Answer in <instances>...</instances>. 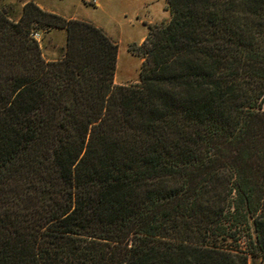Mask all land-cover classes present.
<instances>
[{"label": "trees", "instance_id": "16d2710c", "mask_svg": "<svg viewBox=\"0 0 264 264\" xmlns=\"http://www.w3.org/2000/svg\"><path fill=\"white\" fill-rule=\"evenodd\" d=\"M166 2L131 84L92 22L0 10V264H264V0Z\"/></svg>", "mask_w": 264, "mask_h": 264}, {"label": "rangeland", "instance_id": "374dc122", "mask_svg": "<svg viewBox=\"0 0 264 264\" xmlns=\"http://www.w3.org/2000/svg\"><path fill=\"white\" fill-rule=\"evenodd\" d=\"M27 1L39 3L43 6L37 4L41 9L65 18L86 20L102 28L117 44L119 77L136 79L135 82L139 81L144 54L140 45L147 34V25L170 16L166 0H0V10L16 21ZM34 25L31 35L37 39L43 57L47 60L60 57L65 50V30L39 23ZM135 82L129 80L126 84ZM248 232L254 236L252 226ZM247 240V236L241 237V247L246 248ZM260 261L259 256H248V264H260Z\"/></svg>", "mask_w": 264, "mask_h": 264}, {"label": "crops", "instance_id": "0c3cea01", "mask_svg": "<svg viewBox=\"0 0 264 264\" xmlns=\"http://www.w3.org/2000/svg\"><path fill=\"white\" fill-rule=\"evenodd\" d=\"M41 8H43V6L41 5V4H39V3H37ZM117 61H118V54H117V60H116V70H115V73H114V76H113V83L114 84H126L129 80L130 81H133V82H135V81H137L136 79L135 80H131L130 78H123V76L122 77H119V75H118V73H117ZM141 61L139 60V63H140Z\"/></svg>", "mask_w": 264, "mask_h": 264}]
</instances>
